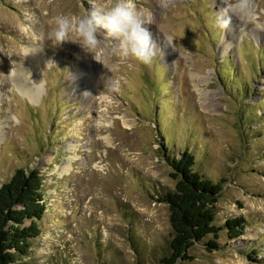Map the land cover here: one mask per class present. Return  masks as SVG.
<instances>
[{"label":"rangeland","instance_id":"1","mask_svg":"<svg viewBox=\"0 0 264 264\" xmlns=\"http://www.w3.org/2000/svg\"><path fill=\"white\" fill-rule=\"evenodd\" d=\"M185 149L245 229L177 264H264V0H0V185L38 168L46 202L24 264H162Z\"/></svg>","mask_w":264,"mask_h":264},{"label":"trees","instance_id":"2","mask_svg":"<svg viewBox=\"0 0 264 264\" xmlns=\"http://www.w3.org/2000/svg\"><path fill=\"white\" fill-rule=\"evenodd\" d=\"M175 180L172 189L157 193L156 200L169 209L172 230L169 252L162 264L192 261L190 248L203 243L208 252L219 247V232L226 228L230 239L243 235L241 218L227 219L225 225L215 224V207L224 180L214 182L198 173L195 156L181 150L165 155ZM43 177L38 168L18 167L0 185V264H24L32 239L42 231L40 222L45 214ZM211 235L212 238L204 241Z\"/></svg>","mask_w":264,"mask_h":264},{"label":"bare ground","instance_id":"3","mask_svg":"<svg viewBox=\"0 0 264 264\" xmlns=\"http://www.w3.org/2000/svg\"><path fill=\"white\" fill-rule=\"evenodd\" d=\"M120 15H121V17H124L125 15H124V12L122 11V10H120ZM126 19H127V17H126ZM128 20V19H127ZM117 25H119V24H117ZM150 32V31H149ZM25 51H28L27 52V55L28 56H32V53H33V51H34V48L33 47H30V48H28V49H26ZM35 53V52H34ZM33 53V54H34ZM33 77V76H32ZM98 79V78H97ZM37 81V80H36ZM36 81H34V80H32V78H30V81L29 82H27V85H28V87H29V90H28V92H29V96H31V97H35L36 98V96H38V94H39V91H40V88H39V86L37 85V83H36ZM28 96V97H29ZM31 97L29 98L30 100H31ZM31 101H34L33 99L31 100ZM67 169H69L68 167H65V169H64V171L66 172L67 171ZM68 172V171H67ZM66 172V173H67Z\"/></svg>","mask_w":264,"mask_h":264}]
</instances>
